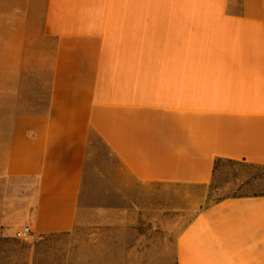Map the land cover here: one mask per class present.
I'll use <instances>...</instances> for the list:
<instances>
[{"label":"crops","instance_id":"obj_1","mask_svg":"<svg viewBox=\"0 0 264 264\" xmlns=\"http://www.w3.org/2000/svg\"><path fill=\"white\" fill-rule=\"evenodd\" d=\"M97 142L144 184L264 167V0H0V181L31 190L0 224L72 232ZM176 264H264V195L202 209Z\"/></svg>","mask_w":264,"mask_h":264},{"label":"rangeland","instance_id":"obj_2","mask_svg":"<svg viewBox=\"0 0 264 264\" xmlns=\"http://www.w3.org/2000/svg\"><path fill=\"white\" fill-rule=\"evenodd\" d=\"M249 171L262 177L243 184L246 169L222 163L206 186L138 183L97 142L90 147L84 213L75 229L25 237L24 227L14 232L1 223L0 264H176L178 235L202 209L228 197L264 194V170ZM30 195L18 181H0V212Z\"/></svg>","mask_w":264,"mask_h":264},{"label":"trees","instance_id":"obj_3","mask_svg":"<svg viewBox=\"0 0 264 264\" xmlns=\"http://www.w3.org/2000/svg\"><path fill=\"white\" fill-rule=\"evenodd\" d=\"M222 163H226L232 167H235V166L244 167L246 169V172H244V175L242 176L244 179V180H242L243 184L252 183L253 181L259 180L262 177V176H257L255 174L250 173V171H249L250 168H257L260 170H264V167H262V166H256V165L247 164L244 162H239V161H234V160L216 159L214 162V167H213V178L215 176L217 169L219 168L220 164H222ZM213 178H212V180H213ZM253 195L258 196V195H264V194H253Z\"/></svg>","mask_w":264,"mask_h":264},{"label":"built area","instance_id":"obj_4","mask_svg":"<svg viewBox=\"0 0 264 264\" xmlns=\"http://www.w3.org/2000/svg\"><path fill=\"white\" fill-rule=\"evenodd\" d=\"M22 233H23V235L25 237L28 236L30 234V228H29V226L28 227H24Z\"/></svg>","mask_w":264,"mask_h":264}]
</instances>
